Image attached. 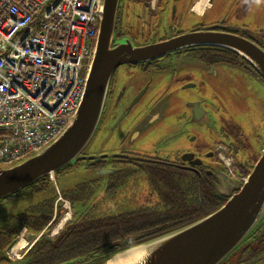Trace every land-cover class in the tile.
Wrapping results in <instances>:
<instances>
[{"label":"flooded vegetation","instance_id":"obj_1","mask_svg":"<svg viewBox=\"0 0 264 264\" xmlns=\"http://www.w3.org/2000/svg\"><path fill=\"white\" fill-rule=\"evenodd\" d=\"M253 2L121 0L112 45L128 40L136 47L219 32L240 37L264 53V25L252 28L249 16ZM94 139L93 153L88 154L92 159L67 167L55 176V184L46 177L14 195L52 187L49 196L0 228V264L77 259L66 242L78 235L81 216L98 212L103 196L115 203L108 215L126 219L118 223L120 228L127 227L129 216L135 221L148 213L163 222L176 212L183 214L192 207L184 194L195 190L206 196L205 205L208 199L211 205H224L264 150V78L245 56L219 46H178L151 61L122 64L110 79ZM77 172L90 173L91 180L72 184L67 177ZM145 199L154 202L153 211L136 206L123 217ZM62 204L72 217L50 234L61 218ZM20 237L25 244L13 253ZM242 253L264 256V223Z\"/></svg>","mask_w":264,"mask_h":264},{"label":"water","instance_id":"obj_2","mask_svg":"<svg viewBox=\"0 0 264 264\" xmlns=\"http://www.w3.org/2000/svg\"><path fill=\"white\" fill-rule=\"evenodd\" d=\"M120 1L104 0L94 54L78 110L54 140L20 162L0 167V201L43 178L56 176L65 168L74 167L77 162L93 158L85 150L97 133L110 79L122 64L151 61L178 46H219L245 56L264 78V53L240 37L229 34H188L178 39L136 47L125 40L113 46ZM84 176H76L74 184L80 183L79 179L81 182L91 179ZM58 184L61 189L60 182ZM262 223L264 150L239 191L217 211L183 228L111 253L95 264H118L121 261L126 264H220L246 242ZM33 239L31 237L29 242Z\"/></svg>","mask_w":264,"mask_h":264},{"label":"built area","instance_id":"obj_3","mask_svg":"<svg viewBox=\"0 0 264 264\" xmlns=\"http://www.w3.org/2000/svg\"><path fill=\"white\" fill-rule=\"evenodd\" d=\"M103 3L0 0V167L43 148L75 115Z\"/></svg>","mask_w":264,"mask_h":264},{"label":"trees","instance_id":"obj_4","mask_svg":"<svg viewBox=\"0 0 264 264\" xmlns=\"http://www.w3.org/2000/svg\"><path fill=\"white\" fill-rule=\"evenodd\" d=\"M90 180L91 179H88L86 181L89 182ZM144 188L143 192L146 193L148 191L146 184ZM131 191H134V189ZM202 194V192L200 193L196 190L193 191L192 194H189V196L184 194L183 198H187L192 202V207L187 210L190 212H185L184 208L183 214L176 212L174 215H169L163 222L153 220V217L148 213L141 214L139 219L135 221L129 216L128 225L125 228H120L118 224L126 220L122 219L121 215L118 216L119 221L113 220V218L108 215L110 203L108 199L103 196L96 205L98 207V212L95 215L88 214L79 218L80 224L78 228L76 227V229H78V232H76L78 235L71 236L70 242H66L65 245V248L70 250V255L76 256L77 259L65 264L98 263L99 260L111 253L183 228L214 213L223 206L221 203L211 205V199H208V204L205 205L204 201L206 196ZM128 196L134 198L131 193H129ZM118 202L120 203L119 199ZM136 206L143 208L145 211H153L156 208L153 201H147V199H145L143 204L138 203L135 204V206H130L127 210L128 212H124L123 217L125 214L130 213L131 209ZM251 237L252 235L248 238V243L243 250L251 243Z\"/></svg>","mask_w":264,"mask_h":264},{"label":"rangeland","instance_id":"obj_5","mask_svg":"<svg viewBox=\"0 0 264 264\" xmlns=\"http://www.w3.org/2000/svg\"><path fill=\"white\" fill-rule=\"evenodd\" d=\"M121 2V1H120ZM120 5V3H119ZM251 9V14L249 15L250 17L253 18V23L252 24V28H261L264 25V0H254ZM243 20V19H242ZM95 139L92 140V142L90 143V145L86 148V153L87 154H91L93 153V144H94ZM169 146V145H167ZM87 176L88 178L91 177V174L88 172H80V173H74L71 174L69 177H67V180H69V182H71L72 184L75 183V177L76 176ZM84 176V177H85ZM55 176H53L51 178L52 181L55 182ZM61 180V179H59ZM79 182H81V180H78ZM60 182V181H59ZM50 189H52V187L50 186ZM48 188V190H45V192H41L38 194H34L31 193L30 191H26L24 192V194L20 197H15L12 196L10 198L4 199L0 202V228L5 224V221L13 216H19L23 213H25L27 210H29L30 207H32L33 205H36L38 202L41 201L43 196H49L51 191ZM28 193H30L29 195H27ZM119 196V194L117 195ZM111 205L115 204L114 202H110ZM61 208L63 209V213L61 215L60 220L57 222L56 226L52 229V232L50 234H56L58 231L61 230H56V227L60 224V222L62 221V219L69 217L68 221L70 220V218L72 217V213H69L68 210L65 209L64 205H61ZM67 222V221H66ZM22 239L24 240V238L20 237L18 239V241ZM25 242V240H24ZM248 243V240L246 242H244L243 244H241L238 248H236L229 256H227L220 264H264V256H262L261 258H251L250 255H245L242 256V252H243V246H245ZM251 244V243H250Z\"/></svg>","mask_w":264,"mask_h":264},{"label":"bare ground","instance_id":"obj_6","mask_svg":"<svg viewBox=\"0 0 264 264\" xmlns=\"http://www.w3.org/2000/svg\"><path fill=\"white\" fill-rule=\"evenodd\" d=\"M202 4H203V3H200V4L197 6L198 9L200 8L199 10H201V8H202ZM203 6H204V5H203ZM68 218H69V217H66V218L62 219V221L60 222V224L56 227L55 231H56V230H60V228H62V226L64 225V223H65L66 221H68ZM56 232H57V231H56ZM24 244H25L24 240L20 239V240L17 242V244L14 246V248H13V253L16 252V250H18L19 248H21ZM118 264H126V262L121 261V262H119Z\"/></svg>","mask_w":264,"mask_h":264}]
</instances>
